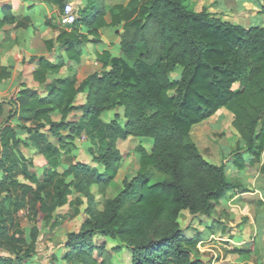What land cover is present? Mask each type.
<instances>
[{
	"label": "trees",
	"instance_id": "16d2710c",
	"mask_svg": "<svg viewBox=\"0 0 264 264\" xmlns=\"http://www.w3.org/2000/svg\"><path fill=\"white\" fill-rule=\"evenodd\" d=\"M54 2L63 8L62 0ZM106 27L119 28L121 52L97 55L108 69L78 82L75 75L50 77L62 60L34 56L28 63L39 88L24 85L0 101V250L8 254L0 255V264H20L35 251L37 229L33 225L27 236L19 211L46 222L66 205L86 216L79 231L66 234L67 264H123L124 254L125 264H208L196 245L203 231L214 229L203 222L202 231L188 236L180 213L209 217L226 192L241 187L223 164L202 156L192 127L224 108L243 145L233 155L235 167H245L243 153L250 164L264 154V25L197 12L187 0H81L73 24L44 42L48 51L58 43L66 59L78 63L82 46L98 43ZM7 77L0 66V79ZM80 93L84 101L77 104ZM120 107L121 115L102 119ZM82 136L92 164L75 158V140ZM128 137L151 138L152 146L134 148L135 174L106 197L122 160L116 142ZM22 146L43 156L40 173ZM57 223L53 219L49 229ZM252 243L229 253L249 254Z\"/></svg>",
	"mask_w": 264,
	"mask_h": 264
},
{
	"label": "rangeland",
	"instance_id": "374dc122",
	"mask_svg": "<svg viewBox=\"0 0 264 264\" xmlns=\"http://www.w3.org/2000/svg\"><path fill=\"white\" fill-rule=\"evenodd\" d=\"M119 1L124 2L125 0ZM187 2L194 11L198 12L204 9L212 16L235 24L244 26L264 25V11H262L260 7L261 5L264 6V0H187ZM54 9L55 11L50 13L51 20L52 23L56 25V28H59L58 17L60 11L56 6ZM103 31L104 30L101 32ZM112 31H105L103 33V37L106 39V42H108L106 46L111 47L109 50L114 55L121 56V53H118V44H116L118 38ZM103 48V43H90L83 47V53L84 56L88 55V57H90L94 56L93 54H95L96 49L100 51ZM83 60L88 61L84 64L87 66L81 67L85 70L82 76L101 70L100 64L94 62L96 57ZM178 72L179 70L174 74L176 78L178 77ZM71 74H75V71H72ZM237 87V84L234 85V88ZM78 100H81V97H78ZM7 110L8 108L5 112H7ZM116 110L119 114L122 112V108ZM4 115H0V122ZM101 117L104 121H109L115 118L114 111L104 112ZM15 121L16 117L12 119V122ZM231 122L232 115L224 108H221L210 118L192 127L190 132L191 139L207 161L217 165L223 164L226 168L227 177L237 181L241 189H254L259 187L264 190V154L259 161L250 164L248 163V156L243 153L242 157L246 161V165L243 169L235 167L232 161L235 152H242L243 145L240 143L239 135L232 127ZM135 138L132 139L133 141L127 139L124 142L120 141L118 143V148L122 154L123 160L121 161L120 169L115 179L116 185L108 189L105 195L106 197H113L122 187L121 180H123L125 176H130L135 173L137 167L136 158L138 156L135 151L133 152L135 145L141 144L146 150H149L152 146L151 138ZM82 139L86 140L85 137L81 138V140ZM80 145H82V141H80V139L75 140L74 147L76 146L77 148L78 146L80 147ZM20 150L27 159L33 162V169L40 173L42 168L46 165L43 156L40 155L41 157H37V154H35L34 150L30 147L22 146ZM133 153H136V158ZM77 154L78 155L75 154L76 160L84 161V159H86L84 157L87 153L84 154L79 152ZM241 189L238 188L237 190L239 192H236L240 193V191H242ZM235 194L230 191L226 192L220 204L209 217L200 216L194 219L192 215L183 214L179 218V224L182 229L187 230L186 234L188 236H192L203 230L204 223L210 224L214 229L215 234L213 237L207 235L206 231H203V240L196 245L199 257L208 264H232V261L225 262L224 257L227 254H231L229 250L233 247H244L243 243H239L241 240L244 241V244L252 242L251 238L254 232L256 234L252 243V246H254L252 247L254 251L251 252L252 258H264V210H261L264 208V192H261V196L257 193L251 197L239 196L230 201V198ZM84 206L85 205L81 206L80 210L83 209ZM73 211V206H63L57 211V215L52 217V220L46 222L43 221L42 215H38L35 222L28 220L25 210L19 211L17 218L26 233L33 225L35 226L37 229V246H40L44 250L45 246H54L56 242H59L58 245H62L65 242L68 232L79 231L86 216L83 212L74 215ZM55 218L58 222L57 226L49 229V224ZM109 245L110 244L107 246ZM234 262V264H237L236 261ZM121 263H127L125 254L122 257Z\"/></svg>",
	"mask_w": 264,
	"mask_h": 264
},
{
	"label": "crops",
	"instance_id": "0c3cea01",
	"mask_svg": "<svg viewBox=\"0 0 264 264\" xmlns=\"http://www.w3.org/2000/svg\"><path fill=\"white\" fill-rule=\"evenodd\" d=\"M80 1L81 0H62V4L69 2L72 3L74 8L77 9V6L80 3ZM55 6L58 7L60 11L58 17V25L60 27H69L60 24L59 18L62 9H60L58 4L55 3L54 0H0V66L6 67L7 71L9 72V77L5 79H0V101L9 100L10 98L15 97L18 91L24 88L23 87L24 85L25 87L31 89L37 90L39 88V84L36 81H34L31 76V72L34 69V64L28 63L29 59L34 56L35 57L44 56L47 57L52 62L62 60L64 62V65L60 68L58 73L50 77L65 78L75 75L78 82L83 80L86 76L89 75L87 74L85 76H82V74L85 73V70L82 69L81 67L87 66L84 64L86 63V61H88L83 59H87V58L93 59V57L97 58V55L104 50H108L112 54V56L118 57V55H114L109 50L111 47L106 46V43L108 42H106V39L103 37V33L105 31H112V30H113L112 32H114L117 36V31L119 30V28H110V27L102 28L100 30V41L98 43H103L104 48L100 51L96 49L95 54H93L94 56L88 57V55L84 56L83 47L90 43L84 44L82 46V53L80 55V60L78 63L68 61L65 57V54L63 53L62 47L58 43H54L53 50L48 51L44 40L55 38L58 33V28H56V25L52 23L50 16V13L55 11L54 9ZM102 30L104 31L101 32ZM92 44H97V43H92ZM116 44H118L119 47V38L117 39ZM118 53H121L120 47ZM94 62L99 63L101 66L100 71H94V72H101L105 69H108V68L104 69L102 67V64L98 62L97 59ZM72 71H75V74H71ZM78 97H81V100H78ZM84 97H85L84 94L82 93L78 94L76 98L77 101L76 103L77 104L83 103ZM111 111H114V115L118 113L116 112L117 111L116 109ZM121 114L122 112L120 113V115ZM81 138H84V136H82ZM81 138L79 139L80 141H82V145H80V147L78 146L75 149L74 153L76 155H78L77 153L79 152H82L84 154L87 153L85 154L84 157L86 159H84V161H79V162L92 164L90 162L91 157L87 152L89 143L84 139L81 140ZM134 138L135 137H128L127 139L133 141L132 139ZM126 140H118L116 142L117 148L119 147L118 143L120 141L124 142ZM137 145L139 144H136L135 147ZM133 154L134 157L136 158V153ZM36 156L41 157L40 155H36ZM136 160L138 161V156ZM119 169H120V165H119ZM134 174L135 173H133V175ZM133 175L125 176V177L130 178ZM109 188H107L106 192L108 191ZM244 190L245 191H240V193L236 192L238 191L237 189L231 190L230 191L231 193L234 194L236 193V194L230 198V201L236 199L239 196L251 197L256 195L257 193L260 194L261 196V192H264V190H262L259 187L254 189H244ZM261 210H264V208H262ZM183 214L188 215L189 213L187 211H182L180 213V216ZM194 219L196 218L194 217ZM21 228L23 229V227ZM25 234L29 236L30 230H28L27 233L25 232ZM214 234L215 233L209 234V236L213 237ZM255 234H256L255 232L252 234V238H251L252 241H254ZM58 243L59 242H56V245L50 247L45 246L43 250L40 246H37L38 242L36 240L35 251L33 255L28 260H25L20 264H67L66 261L62 258L64 243L62 245L61 244L58 245ZM239 243H243L245 248L243 246H237L238 248L246 249V243L244 244V241L241 240ZM252 251H254L253 248ZM2 254L8 256V254L0 250V255ZM251 254H252L251 252L246 255H239V254L236 255V253L227 254L224 257V261L225 262L232 261V264L235 263L234 261H236L237 264H264V258L255 257L253 259Z\"/></svg>",
	"mask_w": 264,
	"mask_h": 264
},
{
	"label": "built area",
	"instance_id": "2783aa9c",
	"mask_svg": "<svg viewBox=\"0 0 264 264\" xmlns=\"http://www.w3.org/2000/svg\"><path fill=\"white\" fill-rule=\"evenodd\" d=\"M77 9L74 8L72 3L66 2L63 5L59 22L61 25L70 26L76 20Z\"/></svg>",
	"mask_w": 264,
	"mask_h": 264
}]
</instances>
